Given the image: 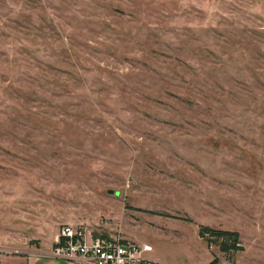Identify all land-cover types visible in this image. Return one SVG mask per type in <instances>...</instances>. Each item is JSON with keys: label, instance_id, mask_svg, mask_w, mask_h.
<instances>
[{"label": "rangeland", "instance_id": "obj_1", "mask_svg": "<svg viewBox=\"0 0 264 264\" xmlns=\"http://www.w3.org/2000/svg\"><path fill=\"white\" fill-rule=\"evenodd\" d=\"M63 225L264 264V0H0V264Z\"/></svg>", "mask_w": 264, "mask_h": 264}, {"label": "built area", "instance_id": "obj_2", "mask_svg": "<svg viewBox=\"0 0 264 264\" xmlns=\"http://www.w3.org/2000/svg\"><path fill=\"white\" fill-rule=\"evenodd\" d=\"M152 252L148 243L94 236L81 226L63 225L49 258L66 264H163L149 256Z\"/></svg>", "mask_w": 264, "mask_h": 264}, {"label": "trees", "instance_id": "obj_3", "mask_svg": "<svg viewBox=\"0 0 264 264\" xmlns=\"http://www.w3.org/2000/svg\"><path fill=\"white\" fill-rule=\"evenodd\" d=\"M199 237H209L214 238L218 242L219 250L222 253H226L228 251H238V234L235 232H227V231H214L206 227H200ZM216 259L212 260L210 264H215Z\"/></svg>", "mask_w": 264, "mask_h": 264}, {"label": "crops", "instance_id": "obj_4", "mask_svg": "<svg viewBox=\"0 0 264 264\" xmlns=\"http://www.w3.org/2000/svg\"><path fill=\"white\" fill-rule=\"evenodd\" d=\"M153 259V258H152ZM155 260V259H154ZM156 261H158V260H156ZM160 262V261H159ZM160 263H162V262H160ZM164 264V263H163Z\"/></svg>", "mask_w": 264, "mask_h": 264}]
</instances>
